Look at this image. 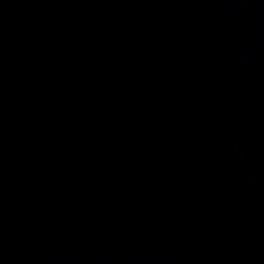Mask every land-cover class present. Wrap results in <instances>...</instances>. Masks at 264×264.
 Listing matches in <instances>:
<instances>
[{"label":"water","instance_id":"95a60500","mask_svg":"<svg viewBox=\"0 0 264 264\" xmlns=\"http://www.w3.org/2000/svg\"><path fill=\"white\" fill-rule=\"evenodd\" d=\"M0 264H264V0H0Z\"/></svg>","mask_w":264,"mask_h":264}]
</instances>
